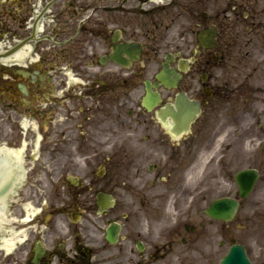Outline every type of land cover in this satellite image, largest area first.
<instances>
[{
    "label": "flooded vegetation",
    "instance_id": "obj_1",
    "mask_svg": "<svg viewBox=\"0 0 264 264\" xmlns=\"http://www.w3.org/2000/svg\"><path fill=\"white\" fill-rule=\"evenodd\" d=\"M0 162V264H264V0H0Z\"/></svg>",
    "mask_w": 264,
    "mask_h": 264
},
{
    "label": "rangeland",
    "instance_id": "obj_2",
    "mask_svg": "<svg viewBox=\"0 0 264 264\" xmlns=\"http://www.w3.org/2000/svg\"><path fill=\"white\" fill-rule=\"evenodd\" d=\"M80 163L83 167V170L80 172V175L86 177L87 181H90L89 179L97 180L99 178V173L101 172H103V175L105 174L104 177L106 176V180L109 179V175L111 172L109 160L104 161V160H99V159H86V160L81 159ZM84 164L86 165L85 167H84ZM54 177L56 179V182L60 178L59 172L57 170H56ZM97 188H100V186H97ZM246 224L248 223H237L236 228L234 229L235 232L232 231V233L238 237L244 236L245 231H249V229H245ZM249 226L251 227L250 230H252L254 226V222H250ZM254 230H259L257 224H255Z\"/></svg>",
    "mask_w": 264,
    "mask_h": 264
},
{
    "label": "water",
    "instance_id": "obj_3",
    "mask_svg": "<svg viewBox=\"0 0 264 264\" xmlns=\"http://www.w3.org/2000/svg\"><path fill=\"white\" fill-rule=\"evenodd\" d=\"M241 249V247L236 246L226 264H248L244 251Z\"/></svg>",
    "mask_w": 264,
    "mask_h": 264
},
{
    "label": "bare ground",
    "instance_id": "obj_4",
    "mask_svg": "<svg viewBox=\"0 0 264 264\" xmlns=\"http://www.w3.org/2000/svg\"><path fill=\"white\" fill-rule=\"evenodd\" d=\"M1 163V162H0Z\"/></svg>",
    "mask_w": 264,
    "mask_h": 264
}]
</instances>
